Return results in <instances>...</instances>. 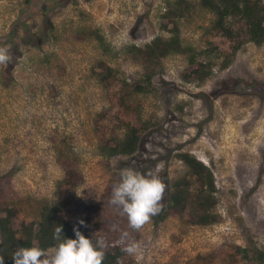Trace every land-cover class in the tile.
Instances as JSON below:
<instances>
[{
	"label": "rangeland",
	"instance_id": "obj_1",
	"mask_svg": "<svg viewBox=\"0 0 264 264\" xmlns=\"http://www.w3.org/2000/svg\"><path fill=\"white\" fill-rule=\"evenodd\" d=\"M171 1L0 0V44L13 56L0 65V75L13 80L0 85V202L16 211L15 230L36 221L49 202L63 220L99 221L91 230L107 245L138 242L142 259L128 255L133 264H249L236 248L264 250V45L248 42L240 22L238 39L226 38L199 0H190L180 36L197 62H213L210 76L189 77L186 54L148 71L130 49L169 36ZM80 28L104 42L80 38ZM100 60L114 72L104 83L93 74ZM148 72V92L137 94L132 87ZM126 124L140 132L136 151L102 154ZM55 149L73 157L82 174L71 193L56 188L63 172ZM183 152L210 167L218 222L191 226L185 216H169L146 224L135 239L103 203L106 186L123 169L158 172L167 185L165 209L171 183L185 173Z\"/></svg>",
	"mask_w": 264,
	"mask_h": 264
},
{
	"label": "trees",
	"instance_id": "obj_2",
	"mask_svg": "<svg viewBox=\"0 0 264 264\" xmlns=\"http://www.w3.org/2000/svg\"><path fill=\"white\" fill-rule=\"evenodd\" d=\"M198 4L213 16L212 28L226 38L234 41L238 39L235 24L241 23L248 42L255 45H264V0H199ZM191 11L190 0H172L167 4L164 14L167 25H171L168 30L169 36H157L142 47H131L132 56L148 71L155 68L166 57L173 54H186L189 62V77H194L197 81H204L212 72L213 62H197L195 50L183 44L178 22L187 17ZM80 38L95 41L99 44L104 42L99 33L93 29L80 28L76 31ZM1 46V44H0ZM241 44L238 42L233 49L231 56L239 50ZM96 68L99 72H94V78L99 83L107 82L114 78V72L102 60L98 61ZM151 73H146L142 83H135L133 91L137 94L147 93L151 84ZM12 77L6 71L0 75V85L7 88L12 82ZM140 132L134 126L126 124L121 136H116L112 145L104 143L100 147L102 154L112 156H130L138 146ZM56 163L61 168L63 175L57 182L58 190L64 188L71 192L80 187L83 183L82 174L76 167L73 157L55 149ZM178 160L182 163L185 173L174 180L168 192L165 209L158 215L152 217L151 222L157 224L164 221L169 216L186 217V223L191 226H207L215 224L219 220L216 212V186L213 173L208 165L198 160L188 152L178 154ZM120 182V174H117L106 186L102 201L107 206L108 211L114 214V221L123 223L128 220L122 209L110 203L111 194L115 185ZM1 191V190H0ZM93 213V212H92ZM16 211L0 202V255L4 256V264H14L12 253L19 247L39 246L48 251L55 248L61 242L53 238V232L57 225L62 226V236L65 239H75L73 227L75 226L86 238L95 244L99 238L91 230L99 221L83 219L87 227L79 224V221L71 222L63 220L58 214L57 208L49 202H42L39 207L36 221L22 224L19 230L13 227ZM105 225V224H104ZM103 225V226H104ZM135 239L139 236V231L129 228ZM127 242H118L107 245L105 249V259L103 264H133L128 259V254L122 251ZM237 254L247 260L249 264H264V250L257 247L236 248Z\"/></svg>",
	"mask_w": 264,
	"mask_h": 264
},
{
	"label": "clouds",
	"instance_id": "obj_3",
	"mask_svg": "<svg viewBox=\"0 0 264 264\" xmlns=\"http://www.w3.org/2000/svg\"><path fill=\"white\" fill-rule=\"evenodd\" d=\"M12 61L11 46H0V65L7 67ZM158 167L162 170L163 165ZM166 187L158 172L145 175L132 168L123 169L120 182L113 188L110 203L122 209L129 228L139 231L163 210L162 201ZM79 224L87 227L83 220H80ZM73 231L75 239L61 240L62 226L57 225L53 238L61 242L53 250L45 251L39 246L19 247L12 253L14 264H103L106 241L98 238L94 244L75 226ZM122 251L142 259L141 248L136 241L127 243ZM0 264H4L2 255Z\"/></svg>",
	"mask_w": 264,
	"mask_h": 264
}]
</instances>
